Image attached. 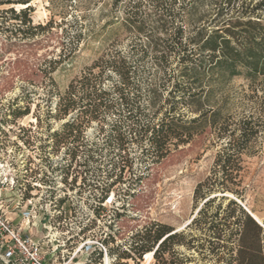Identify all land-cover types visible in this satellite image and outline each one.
I'll list each match as a JSON object with an SVG mask.
<instances>
[{
  "label": "rangeland",
  "instance_id": "374dc122",
  "mask_svg": "<svg viewBox=\"0 0 264 264\" xmlns=\"http://www.w3.org/2000/svg\"><path fill=\"white\" fill-rule=\"evenodd\" d=\"M9 8L0 6V175L5 164L21 159L34 163L47 184L57 175L56 196L63 201V193L68 194L64 208L72 206L73 226L85 224L91 230V240L107 242L112 251L107 256L93 255L91 264H159L152 256L113 262V255L120 257L129 252L132 237L150 222L169 226L175 232L185 230L196 214L195 187L212 174L216 155L227 142L226 138L217 139L214 131L226 129L231 143L241 149L237 179L245 191L241 197L218 191L210 197H216L212 208L222 196L233 202L229 209L230 255L221 250L218 256H211L206 247L202 251L176 247L174 259L181 264H246L249 257L244 211L262 227L260 252L253 264H264V75L251 81L239 69V74L221 80L216 70L211 71L207 53L186 66L180 64L182 53L178 46L171 45L168 36L159 35L166 42L156 49L148 48L145 36L137 37L124 28L122 10L111 0H33L30 26L12 20L6 12ZM211 9L212 0H200L196 11L199 16L209 17ZM226 10L230 15V7ZM179 19L168 22L170 29L181 24L185 28L179 39L183 45L198 28L213 29L208 20L183 23ZM49 21L53 23L50 31L34 28ZM79 31L83 42L73 57H65L69 39ZM113 50L131 56L134 72L126 88L127 103L111 94L99 105L97 121L84 133L69 135L60 130L67 122L85 120L79 111L93 105L79 102L76 111L64 115L65 103L59 93L103 53ZM143 50L147 55L140 59ZM162 52L169 58L161 66L155 56ZM60 55L62 61L54 65L50 80L41 69L45 61ZM193 66L195 75L188 72ZM111 84L106 81L103 87L110 89ZM198 87L211 91L207 101L204 97L199 101L187 97ZM206 110L214 113L200 120L199 114ZM161 124L170 126V130L158 151L153 136L142 135L139 129H157ZM98 125H102V131ZM115 125L122 126L123 142L117 141L112 131ZM242 129L248 135L247 141L240 138ZM74 148L80 152L76 161L70 156ZM90 149L96 152L92 160H86L85 153ZM119 150L128 159L121 175L115 168L120 164ZM107 188L117 196L115 213L107 207L97 210ZM118 213L123 215L120 219L115 218ZM84 214L88 216L84 218ZM77 256L83 259L82 254Z\"/></svg>",
  "mask_w": 264,
  "mask_h": 264
},
{
  "label": "trees",
  "instance_id": "16d2710c",
  "mask_svg": "<svg viewBox=\"0 0 264 264\" xmlns=\"http://www.w3.org/2000/svg\"><path fill=\"white\" fill-rule=\"evenodd\" d=\"M32 1L0 0V6L10 7L6 12L12 15V20H19L23 25L30 26L29 13L31 10L28 5ZM111 1L112 5L122 10L124 28L137 37L145 36L148 41V48L156 49L159 43L166 42L158 37L159 35L168 36V41H171V45L178 46L182 53L179 54L180 57L178 58V63L180 64L186 66L193 59L196 60L198 57L203 56L204 53H207L211 71L216 70L221 80L239 74V69L251 81L255 80L259 75H264V17L262 15L264 12V0H212L213 9H211L212 13L208 14L209 17L198 15L196 9L200 0ZM15 6L28 7L15 11ZM229 7L230 15L226 14V9ZM169 19H179L183 23L189 21L200 23L208 20L207 22L212 24L213 29L198 28L194 37L183 45L179 39L185 28L181 24L170 29ZM52 24L49 21L43 26L38 25L34 28L47 32L52 28ZM16 31L23 33L20 29ZM83 40L84 37L81 31L75 33L69 39V49L65 57H73ZM62 44L65 43L62 42ZM164 46L169 51L168 47ZM61 51L63 53L64 49ZM146 55L147 51L143 50L139 58L142 59ZM168 56L167 53L162 52L156 55L155 59L162 66L167 63ZM61 61V55L57 59L45 61L44 64L46 66L41 69L42 74L52 80L51 76L48 75L54 71V65L59 64ZM133 72L129 53L121 50L103 53L92 65L83 71L81 76L73 80L63 93H59V96L63 98L62 102L65 103L64 115H67L69 111H76L75 106L79 102L93 105L88 109L79 111L85 115V120L79 123L67 122L60 127V130L67 132L69 135L74 132L77 134L84 133L91 127L92 122L97 121L101 112L99 105L105 103V98L111 94L121 98L120 102L127 103L125 98L129 93L126 88L131 84ZM188 72L192 75L197 73L194 66ZM194 80L196 81L197 79ZM106 81H112L110 89L103 87ZM174 86L178 87L177 84ZM152 94L156 95L154 91ZM210 95L211 91H205V88L201 87L195 89L192 93H188L187 97L194 101H199L201 97H204V100L207 101ZM75 98L78 99L74 100ZM213 113L211 110L202 111L198 118L202 120ZM98 128L100 131L103 130L102 125H98ZM121 130V125L112 127V131L115 132L119 142L124 141ZM168 130H170V126L161 124L157 129L149 126L141 127L139 133L142 135L150 133L153 136V144L158 151H161L166 141ZM228 132L230 131L226 129H220L218 133L214 131L217 139L221 141L226 138L227 142L216 155L212 174L195 187L193 200L196 214L185 230L175 232L169 226L150 222L132 237L133 242L130 245L129 252L122 254L120 257L113 255V262L134 260V258L141 260L143 256L151 253L152 258L159 264H181L174 259L176 247L201 251L206 247L208 248L206 250L208 255L218 256L222 253L221 250H226L227 254L230 255V247L228 245H230L231 213L229 209L230 204L233 202L222 196L219 199V203L212 208L216 197H210L211 193L215 191L222 194L228 192L241 197L245 191L241 180L237 179L240 170L238 164L241 149L231 143L230 133ZM253 134L256 133L253 132ZM240 138L244 141L248 140L245 129L241 130ZM77 141V139H74V142ZM95 152L92 149L86 151V160H92ZM122 152L123 150L117 152L120 164L115 167L120 175L128 167V159ZM79 154L80 152L77 148L71 150V160L76 161ZM162 158L163 156L160 157V159ZM118 178L120 179L121 177L119 176ZM141 178H138V181ZM108 191L109 188H107ZM225 200L228 202L223 206ZM242 214L245 218L244 227H246L244 236L248 244L245 247L247 250L246 255L249 257V260L245 262L246 264H253V259L260 252L259 241L263 230L261 225L249 213L242 211ZM122 216L121 213H118L115 218L120 219ZM105 243L107 244V242ZM111 252L108 249V254ZM91 262L86 264H91Z\"/></svg>",
  "mask_w": 264,
  "mask_h": 264
},
{
  "label": "built area",
  "instance_id": "2783aa9c",
  "mask_svg": "<svg viewBox=\"0 0 264 264\" xmlns=\"http://www.w3.org/2000/svg\"><path fill=\"white\" fill-rule=\"evenodd\" d=\"M3 168L0 264H86L92 261L93 255L107 256L105 241L91 240V230L85 224L74 227L71 223L73 208L71 205L64 208L68 194L63 193V201L56 196L57 175L47 184L35 164L25 159L5 164ZM116 198L112 189L104 192L97 210L107 207L115 213L118 211ZM87 216L84 214V218ZM77 254H82L83 259Z\"/></svg>",
  "mask_w": 264,
  "mask_h": 264
},
{
  "label": "bare ground",
  "instance_id": "6f19581e",
  "mask_svg": "<svg viewBox=\"0 0 264 264\" xmlns=\"http://www.w3.org/2000/svg\"><path fill=\"white\" fill-rule=\"evenodd\" d=\"M26 6H17V10H19V9H23V8H25ZM151 256V253H148V254H146L145 255V258H148V257H150Z\"/></svg>",
  "mask_w": 264,
  "mask_h": 264
},
{
  "label": "water",
  "instance_id": "95a60500",
  "mask_svg": "<svg viewBox=\"0 0 264 264\" xmlns=\"http://www.w3.org/2000/svg\"><path fill=\"white\" fill-rule=\"evenodd\" d=\"M28 6H30V5H28ZM28 6H26V7H28ZM26 7H25V8H26ZM25 8H23V9H25ZM252 218L254 219V217H252ZM254 220L256 221V219H254Z\"/></svg>",
  "mask_w": 264,
  "mask_h": 264
},
{
  "label": "flooded vegetation",
  "instance_id": "af4514ba",
  "mask_svg": "<svg viewBox=\"0 0 264 264\" xmlns=\"http://www.w3.org/2000/svg\"><path fill=\"white\" fill-rule=\"evenodd\" d=\"M26 115V114H25Z\"/></svg>",
  "mask_w": 264,
  "mask_h": 264
}]
</instances>
